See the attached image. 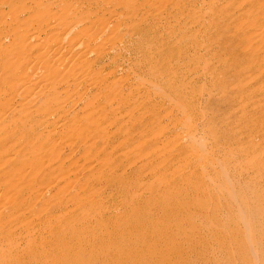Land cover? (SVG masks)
<instances>
[{
	"label": "rangeland",
	"instance_id": "374dc122",
	"mask_svg": "<svg viewBox=\"0 0 264 264\" xmlns=\"http://www.w3.org/2000/svg\"><path fill=\"white\" fill-rule=\"evenodd\" d=\"M86 36L108 59L98 87L109 100L93 116L83 110L91 84L71 82ZM158 52H169L170 73L147 61ZM0 54V204L13 194L30 200L25 184L59 167L67 190L80 177L66 183L71 170L90 166L83 181L94 182V202L112 189L149 197L152 182L153 196L169 198L104 227L92 218L110 235L102 248L114 249L122 229L141 231L119 240L120 262L103 250L99 264H264V0H0ZM46 73L63 83L47 90ZM121 167L138 181L95 185L99 169ZM74 207L78 220L89 213Z\"/></svg>",
	"mask_w": 264,
	"mask_h": 264
},
{
	"label": "bare ground",
	"instance_id": "6f19581e",
	"mask_svg": "<svg viewBox=\"0 0 264 264\" xmlns=\"http://www.w3.org/2000/svg\"><path fill=\"white\" fill-rule=\"evenodd\" d=\"M94 14L95 12H91L89 15L91 22L94 20ZM90 27V29H94L95 26L91 24ZM87 40L88 42L91 41L92 37L89 38L86 36V41ZM96 42L91 41V46L88 49L82 47V43L77 44V47L75 46V49L73 48L75 55L78 56V58H81V63L77 72L74 73L75 76L72 74L71 82L75 85L76 83H79V85L81 86H88L91 84L92 94L89 96L90 92H88V97L84 100L85 104L83 109L86 112L91 110V115L96 112L104 114L102 106L105 104L104 101L107 99L104 94V87H98V84H100V82H103L102 77L106 67L108 66V59L106 57L107 54L102 52L100 47L95 48ZM168 54L169 52H158L156 58H154L153 61L152 59L147 61L150 64L153 63L157 67H163V69L160 70L164 71V73H170L171 68L167 69L165 66H162V58L166 57ZM155 59H157V63ZM1 69H3V67ZM45 79H47V90L50 89L51 85H56V83H58L57 85H61L63 83L61 77L58 78V76L55 77L54 75H49L48 73L45 74ZM51 80L53 81L51 82ZM108 100L109 99H107V101ZM55 109H57V107H55ZM74 126L75 124H73V127L71 126L72 131L75 129ZM115 128L117 130V137L120 134L119 131L124 129L120 120L116 122ZM99 130L100 129H98V131ZM122 146H124V143H121L118 149H116L115 147L116 151L113 150L114 154L115 152L117 154L119 152L121 153ZM98 156L99 152L97 153L96 157ZM59 158L58 160H60ZM110 158V161L113 162V164L117 163L118 160L121 159V157L115 158L112 154ZM91 169L92 168L89 166L86 169L85 167H81L80 170L78 169V171L71 170L74 172L69 177L65 178L66 183L73 178L76 172H80V177L77 179L74 178V183H72L70 188H68L69 190H66L65 188L64 190L62 189V191L58 188L60 184L59 178H61L63 174L65 175V173L62 174V170L60 169V167L48 170L47 173H45V175L40 180L35 179L34 183L30 182L31 184H29V182H27L25 184L26 191H34V195L30 198V200L22 199L21 196L18 194H13V196H11L8 202H3L4 199L2 200V203L0 204V250H4L5 253L3 256H0V264H99L98 261L100 259H104V257L102 256L103 250L109 251V253L111 254L109 260L107 259L108 261H110L111 259V261L113 260L115 262H120L125 257L123 252L121 251L125 244L120 246L119 240L124 236L128 237L131 241L138 240L140 238L141 231L135 229H122V233L117 232L115 233V235H113V233L112 235L114 239H116L115 247L114 249H107L102 248V246L106 241L105 239L107 235L110 237L108 231L106 230V232L103 233L102 231H99V229H92L91 226H89L90 224L88 223L92 222V218H95L93 222L97 225V228H99L107 226L109 223H112L113 220H121L122 218H124V215L131 213L132 211L142 209L144 211L149 212V214L153 213V204L155 203V201H158L159 197L167 195L168 191L163 189V196L158 195V198L157 196H153L156 187L154 184H152V182L150 184L151 188L149 187V190L152 191L149 197H131L127 195L124 196L122 195L123 193L120 194L121 191H114L112 189L108 195L106 194V192L104 194H100L98 197L99 199L94 202L90 199V191L93 187L94 182H92V180L90 182L83 181L87 180L88 177L91 176ZM99 171H101V173H96V175H92L96 177L95 185L97 183L100 184L104 182L105 184H111L113 186H116L125 182H137L139 179L136 174L132 175L128 172L127 169L122 167L114 171L110 170L107 175H105V173L103 172L104 170L99 169ZM83 172H85L86 175H84ZM134 173L136 172L134 171ZM150 180L151 178L148 179L147 182H150ZM77 181H79V184ZM3 195L5 196L4 190L0 189V200ZM163 198L164 199L160 201L161 204L159 205L167 204V201L169 200L168 196H165ZM114 199H119L120 205L115 206L114 201L116 200ZM113 203L114 205H112ZM80 204L85 205L88 208L89 213L86 214L83 219L78 220L77 216L73 215L74 212L72 213L69 211L71 209L73 210L74 206ZM118 207L120 208L117 209ZM61 209H65L69 213L67 212L64 218H61L60 220L56 221L55 218L58 215V212L62 211ZM108 210L112 211L111 216L106 214ZM94 213H97V215L95 214V216ZM33 216L34 218H32ZM30 218L32 219L30 220ZM28 220H30L31 222H29ZM32 220L37 224L33 228L28 229L27 223H33ZM155 223V219H153V215H151L148 218V223L146 225L151 226ZM77 224H82V227L84 228L81 229V227H79V225ZM77 237L83 238V242L78 243L79 246H81L80 252L83 254L82 257L85 259H83L81 263L75 261L74 258L77 254V244H75ZM19 240L25 242V244H19ZM98 251H100L101 253H99ZM95 252L98 254V256L95 255ZM91 253L94 254V262H92V257H90ZM105 260L106 259L102 261L105 262ZM107 260L106 262H108Z\"/></svg>",
	"mask_w": 264,
	"mask_h": 264
}]
</instances>
